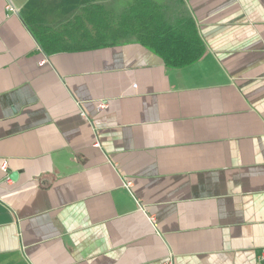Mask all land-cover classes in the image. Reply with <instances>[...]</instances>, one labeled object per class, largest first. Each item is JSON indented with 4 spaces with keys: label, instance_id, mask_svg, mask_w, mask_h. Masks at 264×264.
<instances>
[{
    "label": "crops",
    "instance_id": "0c3cea01",
    "mask_svg": "<svg viewBox=\"0 0 264 264\" xmlns=\"http://www.w3.org/2000/svg\"><path fill=\"white\" fill-rule=\"evenodd\" d=\"M136 1L0 0V264H264V0H154L202 40L183 67L67 47Z\"/></svg>",
    "mask_w": 264,
    "mask_h": 264
},
{
    "label": "trees",
    "instance_id": "16d2710c",
    "mask_svg": "<svg viewBox=\"0 0 264 264\" xmlns=\"http://www.w3.org/2000/svg\"><path fill=\"white\" fill-rule=\"evenodd\" d=\"M82 13L68 25L83 26V32L75 31L76 42L70 49L92 48L113 43L125 36H136L145 46H149L171 67H183L198 60L205 53L200 36L195 31L194 22L190 19L178 20L175 26L167 23L164 14L151 0H138L121 14L98 5L83 8ZM88 23L91 27L88 29ZM50 30L43 29L42 32ZM53 36L61 38L59 33L51 31ZM74 37V38H75ZM78 37H84L79 40ZM45 51L61 49L53 47L47 40L43 42Z\"/></svg>",
    "mask_w": 264,
    "mask_h": 264
},
{
    "label": "built area",
    "instance_id": "2783aa9c",
    "mask_svg": "<svg viewBox=\"0 0 264 264\" xmlns=\"http://www.w3.org/2000/svg\"><path fill=\"white\" fill-rule=\"evenodd\" d=\"M6 8L9 11H14V7H13V5L11 3H9ZM107 104H108L107 101H100V103L98 104L97 109L99 111H101L104 108H106ZM82 114H83V116H86L85 112H82ZM97 145H99V143H97ZM6 167H7L6 164H4L3 165V170L4 171H6ZM122 182H124L125 187H127L128 189H131L132 186H133V182L130 179L123 178V181ZM141 208L143 209V206L142 205H141ZM149 220H150V222H151L152 225H155L156 224V217L154 215L153 216H149Z\"/></svg>",
    "mask_w": 264,
    "mask_h": 264
},
{
    "label": "rangeland",
    "instance_id": "374dc122",
    "mask_svg": "<svg viewBox=\"0 0 264 264\" xmlns=\"http://www.w3.org/2000/svg\"><path fill=\"white\" fill-rule=\"evenodd\" d=\"M152 1L157 5V3L154 0H152ZM156 1L160 2V0H156Z\"/></svg>",
    "mask_w": 264,
    "mask_h": 264
}]
</instances>
